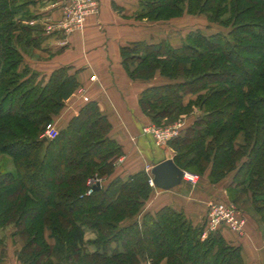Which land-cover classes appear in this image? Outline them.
Segmentation results:
<instances>
[{
    "label": "trees",
    "instance_id": "obj_1",
    "mask_svg": "<svg viewBox=\"0 0 264 264\" xmlns=\"http://www.w3.org/2000/svg\"><path fill=\"white\" fill-rule=\"evenodd\" d=\"M29 1L0 0V230L15 225L26 239L17 252L20 262L54 264L56 256L63 264H159L165 257L171 264H245L241 246L223 236L225 227L203 238L207 219L194 225L169 206L139 219L153 193L149 174L110 178L123 147L109 136L111 124L96 102H88L56 138L44 140L80 83L67 67L41 77L25 65L23 49L39 45L43 33L23 14ZM195 10H215L230 31L191 32L179 47L133 41L121 47L123 65L133 80L160 69L175 81L142 91L141 108L153 123L198 108L192 123L169 141L175 164L199 173L210 166L213 182L241 165L232 185L250 195L264 218V0L216 6L211 0H142L136 19ZM66 150L73 162L50 183ZM95 176L108 180L87 195V181ZM87 230L94 239H86Z\"/></svg>",
    "mask_w": 264,
    "mask_h": 264
},
{
    "label": "crops",
    "instance_id": "obj_2",
    "mask_svg": "<svg viewBox=\"0 0 264 264\" xmlns=\"http://www.w3.org/2000/svg\"><path fill=\"white\" fill-rule=\"evenodd\" d=\"M141 1L99 0V15L90 19L86 29L81 32H72L75 30L59 25L54 27L58 19L64 17L66 0H30L23 13L33 17L31 24L40 22L43 26H49L43 28L39 24L45 36L43 37L42 33L40 44L29 47L33 49L32 56L24 54L25 65L38 72L41 77H48L55 70L67 67L70 68L71 74L77 75L80 83V87L65 102L61 113L54 118L53 124L56 128H66L69 121L78 116L88 102H96L101 113L108 118L111 124L109 136L123 147V155L116 161L111 179H127L142 170L151 175L155 165L174 158L170 146H158L152 136L143 133L146 124L138 119L139 115H144L139 100L142 91L150 86H138L133 96V80L129 77L121 56L122 46L148 39L147 35L135 34L137 26L123 24L126 19L133 24L134 14L137 13ZM140 32L146 34L151 30ZM174 82L170 79L163 80L151 87ZM107 180H102V183ZM232 187L234 186L231 180H226L221 188L215 189L207 186L194 188L186 182L170 190L153 187L146 208L155 213L169 206L185 213L194 225H200L207 219L206 202L229 200L228 192L232 191ZM222 234L229 243L241 246L244 260L249 264H264V250L251 247L249 243L244 242L245 238L225 228L222 229ZM260 239L259 245L264 243L261 234ZM1 264L19 262L14 256L13 261L11 258L4 259Z\"/></svg>",
    "mask_w": 264,
    "mask_h": 264
},
{
    "label": "rangeland",
    "instance_id": "obj_3",
    "mask_svg": "<svg viewBox=\"0 0 264 264\" xmlns=\"http://www.w3.org/2000/svg\"><path fill=\"white\" fill-rule=\"evenodd\" d=\"M211 1H213L214 6H216L217 3H221V0H211ZM231 1L234 2L236 0H231ZM100 10H101V3H99L98 13L94 14V15H89L88 17H86L83 21L82 26H80V27H79V24L77 23L76 18L73 20H66L65 16L62 17V19H60V20L58 19V21L54 25V27L59 25L60 27H65V28L66 27H73V29H75V31H72V32H78L76 30H79V32L84 31L86 29V27L88 26L89 20L93 19L94 17H97V15H99V13H100ZM134 15H135L134 16L135 19H133V24L130 23V20H127V19L125 20V23H123V24L125 26H133V25H134L133 27L137 26L138 30L135 32V34L137 36L147 35V37H148L147 41H149V42H157V41H161V40L170 41V43L175 47H179L181 45V43L184 41L187 34L191 33V32L200 31L205 35H211V34L218 33V32L228 33L230 31V28H226V27L221 26V25H224V22H225L222 19L224 16H221L219 18L217 16L218 20H216V16H214L215 10L208 11V12H206V11L205 12H199L198 10H195V12H193V13L184 12L183 15L173 14L169 18H159V19H153V20L136 19L137 14L135 13ZM213 16L215 19L214 21H216V22H214L213 20H212L213 22H210L209 19H211ZM137 21L139 23H137ZM144 21H146L147 23L143 24L142 22H144ZM39 24L41 26H43V23H40V22L34 23L33 26L39 25ZM44 24L47 25L46 23H44ZM77 25H78L79 29L76 28ZM45 27H49V26H43V28H45ZM143 30H149V31L151 30L152 33L151 32H147L146 34L141 33L140 31H143ZM44 33L45 32H43V37L45 36ZM150 35H151V38H149ZM23 50L25 51L26 54L32 56L33 49L24 48ZM168 79H170V78L164 76L160 69H158L155 72V74L147 80H137V79L133 80L132 79L133 80V96H134V94H136L134 92V90H135V88H138V86L139 87L142 86L143 88L146 86L151 87V85H153V84H156V83H159L160 81L168 80ZM205 92H207V91H205ZM202 94H204V93H201V95ZM196 98H197V95L196 96H190L189 99L194 100ZM197 113H198V108H195L194 112H192L190 114H184L176 120H169V121L165 120V122L160 124V125L153 123L151 117L146 115L144 111H143L144 115H139L138 119L141 122L143 121L144 124H146L144 126L143 130L148 126H151L155 130H157L160 134L166 135V133H168L169 136H172L179 129H181V128L184 129L187 126H189L192 123V121H193V119ZM239 139H240V141H244V135L241 134ZM171 140L172 139H170L169 141H171ZM169 141L167 142V144L165 146H169ZM63 158L64 159L62 160V163L59 164L58 166H56L54 171L48 176V181L50 183H52L53 181L61 180L65 174V167L67 166V164H69V163L71 164V162H73L71 157L67 154V150L64 151ZM1 160H2V157H0V161ZM240 166H239V168H240ZM8 168L12 169L11 164L8 166ZM239 168L228 173L226 175V177L219 182H213L210 179V177H209L210 166L203 173H199L198 171L193 170V169H190V171H188V170L187 171L189 173L197 175L199 177L198 184L197 185H191L192 187L195 188L198 186H202V187L207 186V188L215 189L218 187L221 188L222 183L225 182L226 180H231L233 182L236 174L239 171L238 170ZM145 172H147V171H145ZM151 176L152 175H149L150 178H151ZM99 179H101V178H99ZM231 190L232 191L228 192V195H229L228 199L229 200H225V199H223L222 201L221 200H217V201L216 200H208L206 202L207 216H208V211H209L208 210V204L211 201L216 202V203L217 202L218 203L223 202L225 204L235 205L239 209V211L241 212V215H242L241 217H243L245 219V222H246L244 229H243V236L238 235V234L237 235L239 237L245 238L244 242L249 243V245L251 247L257 248L258 250L263 251L264 250V243L259 245L260 243H258V241H261L260 234L263 236V239H264V218H262L257 213L256 206L253 203L252 199L250 198V195L245 194L243 196V195L239 194V191L236 190L235 186L232 187ZM237 196H239V199H237ZM148 203H149V200L145 203V206L143 208V212L139 215V219L141 218L142 214H144L145 212H150L146 208ZM34 214H36V213H32L29 216H27V219L32 218ZM225 229L232 232V230H230L229 228H225ZM207 230H208V227H207ZM208 233L209 232H207V234ZM94 238H95L94 234L92 232H90L89 230H87L86 239L91 240ZM203 238H206V237H203ZM25 242H26V239L24 237L18 235L15 225H10L9 227H7L4 230H0V264L2 263V260H4V259L7 260V259L11 258V261H13L14 256H15V260L17 262H19V264H23L18 259L17 252L24 246ZM34 249H33V251H34ZM88 249L90 251L94 250V248L90 245L88 246ZM253 251H254V249H253ZM52 261L54 262V264H63L61 262V259L57 258L56 256H54L52 258ZM249 261H251V260H249ZM142 264H150V263L144 262ZM159 264H171V262L168 258L165 257V258H163V260ZM245 264H249V263L247 261H245Z\"/></svg>",
    "mask_w": 264,
    "mask_h": 264
},
{
    "label": "built area",
    "instance_id": "obj_4",
    "mask_svg": "<svg viewBox=\"0 0 264 264\" xmlns=\"http://www.w3.org/2000/svg\"><path fill=\"white\" fill-rule=\"evenodd\" d=\"M67 5L64 9V16L66 20L77 19V23L79 27L82 26L83 21L89 15H94L98 13L99 9V0H66ZM32 24H34L32 22ZM77 25V29H79ZM69 30H75L73 27H66ZM94 79V78H93ZM182 128L179 129L174 135L169 136L168 133L166 135L160 134L153 127L148 126L143 130L144 134L150 135L153 137L155 143L158 146H164L170 139L177 138L181 132ZM58 136V129L50 124L45 133L43 134V138L54 139ZM184 171L183 181L187 182L190 185H197L199 182V177L197 175L191 174L188 171ZM102 180L97 176L92 177L88 180V192L87 195H91L95 190V186L98 183H101ZM149 184L151 187H155L153 183V178L151 177L149 180ZM208 216H207V227L208 230L204 233L203 237H206L207 232H214L221 227L229 228L232 232L243 236V229L245 226V219L241 217V212L239 209L233 204H225L223 202H213L211 201L208 204Z\"/></svg>",
    "mask_w": 264,
    "mask_h": 264
},
{
    "label": "water",
    "instance_id": "obj_5",
    "mask_svg": "<svg viewBox=\"0 0 264 264\" xmlns=\"http://www.w3.org/2000/svg\"><path fill=\"white\" fill-rule=\"evenodd\" d=\"M44 140L46 141L47 138ZM151 175L156 188L170 190L183 183L184 171L175 164L173 159H169L155 165L151 170ZM101 187V183H98L95 189Z\"/></svg>",
    "mask_w": 264,
    "mask_h": 264
}]
</instances>
